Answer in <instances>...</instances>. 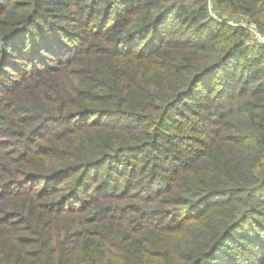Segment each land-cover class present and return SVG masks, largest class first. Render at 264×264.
<instances>
[{
	"label": "trees",
	"instance_id": "16d2710c",
	"mask_svg": "<svg viewBox=\"0 0 264 264\" xmlns=\"http://www.w3.org/2000/svg\"><path fill=\"white\" fill-rule=\"evenodd\" d=\"M212 3L0 0V264H264V0Z\"/></svg>",
	"mask_w": 264,
	"mask_h": 264
},
{
	"label": "rangeland",
	"instance_id": "374dc122",
	"mask_svg": "<svg viewBox=\"0 0 264 264\" xmlns=\"http://www.w3.org/2000/svg\"><path fill=\"white\" fill-rule=\"evenodd\" d=\"M209 2H210V8H211L212 15H213L215 18H218V17H219V14H218L216 11L213 10L214 5H213V3H212V0H209ZM214 9H215V8H214ZM216 10H217V8H216ZM220 13H221V16H222L224 19H226V20H224V21H227L229 24H232L233 26H240V25H242L243 23H245V24L250 23V22H248L247 20H244V18H242V17L235 16V15H233V14L227 12V11L221 10V9H220ZM250 25H255V26H257L255 23L250 24ZM247 31H248V30H247ZM262 32H263V31H262ZM248 33H249V35H250V38L253 39V40H255V38L252 36V33H251L250 31H249ZM255 42H256V43H259V44H261V45H264V44H262L261 42H258V40H255Z\"/></svg>",
	"mask_w": 264,
	"mask_h": 264
},
{
	"label": "built area",
	"instance_id": "2783aa9c",
	"mask_svg": "<svg viewBox=\"0 0 264 264\" xmlns=\"http://www.w3.org/2000/svg\"><path fill=\"white\" fill-rule=\"evenodd\" d=\"M250 24L253 23H248V24L243 23L240 26L246 28L248 32L250 31L252 33V36L255 38V40H258V42L264 44V32H262L257 26Z\"/></svg>",
	"mask_w": 264,
	"mask_h": 264
}]
</instances>
